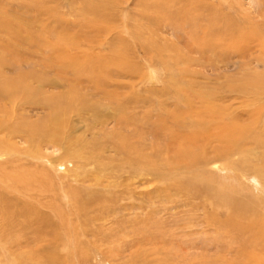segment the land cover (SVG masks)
Here are the masks:
<instances>
[{
    "label": "rangeland",
    "instance_id": "374dc122",
    "mask_svg": "<svg viewBox=\"0 0 264 264\" xmlns=\"http://www.w3.org/2000/svg\"><path fill=\"white\" fill-rule=\"evenodd\" d=\"M157 1L0 0V81L24 74L42 102L0 99V130L15 113L41 136L0 141V264H244L261 251L222 224L264 216V0ZM189 101L247 134L190 169L165 131ZM22 168L9 189L1 176Z\"/></svg>",
    "mask_w": 264,
    "mask_h": 264
},
{
    "label": "bare ground",
    "instance_id": "6f19581e",
    "mask_svg": "<svg viewBox=\"0 0 264 264\" xmlns=\"http://www.w3.org/2000/svg\"><path fill=\"white\" fill-rule=\"evenodd\" d=\"M167 1H169V0H167ZM157 2H159V0ZM170 2L175 3V0H170ZM0 20H2V19H0ZM5 22H6V20H5ZM0 30H1V28H0ZM1 59H2V57L0 55V68L2 69L5 63H4L3 59L2 60ZM55 65H57V64H55ZM74 72H76V71H74ZM79 73H80V70H79ZM1 74L2 73H0V75ZM24 77H25V75L22 74L20 76L18 75V77H12V78L9 77L8 79H5L4 81H2V78L3 77H1V81H0V99L1 100H4L7 104L9 103V106H10V108H12V111L13 110H16L17 108L22 109V110H25V109H27L28 107H31V106H40V105H42V102L39 99H37V98L33 97L32 95H30V93H32V91L29 89V86H31V85H28L25 82ZM92 77H94V76H92ZM104 78H105V76H104ZM106 78H107V76H106ZM95 82L96 83H99V78L98 77L95 80ZM96 83H94V84H96ZM246 87H247V85H242L241 86V89L244 90ZM230 88H231V86H230ZM202 90H204V89H202ZM246 90H249V88L246 89ZM205 91H207V90H205ZM202 95L205 96L204 94H202ZM202 95L200 94V98L203 97ZM256 96H259V95H256ZM197 104H199V103H197ZM205 104H207V103H205ZM7 107H8V105H7ZM57 108L59 109L58 112L60 113V115H62V114L64 115L65 112L67 111V110L65 111V107H59L58 106ZM201 108H203V106H196L195 107L193 105L192 101H189L184 106H180L177 113H173L172 112V116L173 117L171 115H169V118L167 119L168 121L171 122V124H170V126H168L167 128H165V131L169 134V140H168V142H166L167 143L166 146L168 147V149H171L173 152H176V150H178V152H176V153H178L177 155L180 154L183 157V159L184 158H187V160H189V161H186V163L188 165L187 164H184L185 165L184 168L186 166L189 167V165H190V167H189V169H190L191 166H192V164H194V163L197 164L200 160L205 159L207 157V154L204 151L205 148H206V145L211 144L213 141L217 140V141H220V142H225L227 144V146H228L227 149L228 150H231L232 146L239 144L240 140L241 139H244L246 137V135H247L245 133L243 127H240L238 125H235V118H234V115L233 114L232 115L230 114L231 112L229 113L230 115H222V114L220 115L219 113H217V112L214 111V113L212 112L211 115H208L207 112L206 111H203ZM220 109H221V107H220ZM224 111H225V109H224ZM229 111H231V110H229ZM10 113H12V112H9L8 115H11ZM185 113L188 114L189 116H184ZM13 115L15 116V120H18L19 121V124L16 125L17 122H16V124H14L17 127H15L13 125H10V127H9V125L3 126L4 128L2 130H0V134H2L5 139L0 138V141L1 140H7L8 142H11V140L20 138L22 140H25V142L27 141L28 143H30L32 141L35 142V141L39 140V138L41 136H40V129L38 128V126H36L37 123H36V125H33L32 126L28 122V120L26 118H23L22 116L20 117V116L16 115L15 113H13ZM60 115H58V116H60ZM118 116H120V114ZM209 116H210V118H209ZM120 117H122V116H120ZM186 117H191V118H186ZM0 118H1V116H0ZM195 118H197V119H195ZM54 119L55 118H53V121H54ZM0 120H2V119H0ZM23 121H24L26 127L24 126ZM54 123H56V122H54ZM32 124H34V123H32ZM2 125H3V123H2ZM40 125L41 124H39V126ZM55 125H57V124H55ZM1 128L2 127L0 126V129ZM46 130H47V128H46ZM181 132H182V134H181ZM178 133H179L180 136H177ZM58 134H60V133H58ZM51 136L53 137V135H51ZM157 136L159 137V134H157ZM163 136H164V134H163ZM154 138H156V137L154 136ZM160 138H161V136H160ZM176 144H178L180 146L177 147ZM4 146H8V143L5 142V143H3V145L0 144V153H1L0 154V157H2V158H3V155L5 153V151L3 149ZM137 148H138V146H137ZM18 150H21V149L18 148ZM131 153H133V152L131 151ZM229 153H230V151H226L223 154L225 155V154H229ZM141 155H140V158L142 160H146V162H149L148 157H145L144 155L141 156ZM176 158H178V157H176ZM179 158H181V157H179ZM179 158H178V160H179ZM137 160H139V159H137ZM173 161H174V159H173ZM183 162L185 163V161H182V163ZM173 165H174V163H173ZM139 166H141V165H139ZM193 166H195V164ZM208 167L211 169V171H213V170H216V171L217 170L218 171L220 170V171H222V170H225L227 167H230V166H227L226 163H223V162H218V163L215 162V163H210L208 165ZM233 170H234V167H233ZM10 172H12V171H10ZM14 172H15L14 174L13 173H9V174H6V175L1 176V177H4L5 180L6 179L12 180L11 182L7 183L9 189H10L9 186L11 184H15L14 182H22L24 185L26 183V180H24V177H23V168L20 169L19 172H17V170H15ZM252 177L255 180L257 179L256 176H253L252 175ZM1 180H3V179H1ZM257 180H256V182H257ZM258 184H259V182H258ZM177 190H178V188H177ZM0 198L3 199L2 195H0ZM235 215L236 214H234V216L233 215H229L228 216V220L225 223L223 222L222 227L224 226V231H226L228 233L232 232L233 234L236 235V238H243L244 237V239L246 240L247 245L249 244L250 248L252 246L253 248L256 249V247L261 246V251L260 252L255 251V250H252L250 253H248L246 255L249 263L247 261V263H244V264H251L253 260H257L258 261V259L259 260H262L261 263L264 264V216H261V217L259 216V218H255V219L254 218L251 219V216H248V217H245V218L242 217L243 218L242 219V218H239L240 216L236 217ZM247 219H249V221ZM232 237H235V236H232ZM244 249L246 250V248H244ZM247 249H249V248H247Z\"/></svg>",
    "mask_w": 264,
    "mask_h": 264
}]
</instances>
